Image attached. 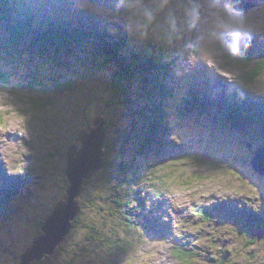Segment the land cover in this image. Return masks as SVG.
Here are the masks:
<instances>
[{
    "label": "rangeland",
    "instance_id": "obj_1",
    "mask_svg": "<svg viewBox=\"0 0 264 264\" xmlns=\"http://www.w3.org/2000/svg\"><path fill=\"white\" fill-rule=\"evenodd\" d=\"M3 1L10 14L0 23V87L32 118L25 141L31 155L21 171L10 175L0 161V264H21L20 256L42 235L44 218L69 185L66 147L95 115L107 122L109 166L91 176L79 198L83 214L54 256L29 264H122L135 248L142 264H264V152L256 157L264 146V97L246 87L256 78L242 80L257 70V77L264 74V38L254 36L230 72L220 75L184 65L175 51L130 40L122 23L106 15L115 0ZM252 4L245 0L244 6ZM14 26L30 32L18 49L8 50ZM77 30L83 40L66 42L61 51L39 40L48 31ZM122 42L107 65L104 51ZM153 60L156 67H150ZM118 65L134 73L113 100L107 84ZM232 72L237 80L230 83ZM53 81L74 88L57 92ZM38 98L51 105L32 110L29 102ZM187 160L204 183L193 186L189 206L173 209L162 192L168 183L189 184L181 171ZM108 181L117 190L113 196L104 189ZM161 241L170 247L152 246Z\"/></svg>",
    "mask_w": 264,
    "mask_h": 264
},
{
    "label": "clouds",
    "instance_id": "obj_2",
    "mask_svg": "<svg viewBox=\"0 0 264 264\" xmlns=\"http://www.w3.org/2000/svg\"><path fill=\"white\" fill-rule=\"evenodd\" d=\"M244 5L245 0H115L106 15H111L114 23H122L136 44L150 42L162 50L175 51L188 67L199 64L224 75L230 72L229 65L247 52L254 36L264 38V0H253L247 9ZM228 80H237V74L232 72ZM246 87L264 97V74ZM31 118L16 97L0 87V161L9 165L10 175L19 173L24 158L31 155L25 143ZM11 136L16 139H9ZM182 163L187 165L181 171L191 177L189 184L168 183L162 192L173 209L189 206L196 194L193 186L204 183L194 175L200 170L190 160ZM144 243L150 242L145 239ZM152 246L163 251L170 243L161 241ZM122 264H142L141 249L129 252Z\"/></svg>",
    "mask_w": 264,
    "mask_h": 264
},
{
    "label": "water",
    "instance_id": "obj_3",
    "mask_svg": "<svg viewBox=\"0 0 264 264\" xmlns=\"http://www.w3.org/2000/svg\"><path fill=\"white\" fill-rule=\"evenodd\" d=\"M90 123L91 126L88 128L80 129L75 139L79 148L76 145L66 147L65 176L69 185L62 198L53 204V208L44 218L40 227L42 235H39L32 246L20 256L21 264L41 261L43 257L41 255L44 254L48 256L55 254L58 245L70 234L72 223L80 214L81 209L77 200L90 184L92 174L104 169L105 119L103 116L95 115ZM262 152L264 146L257 151L256 157L260 159ZM260 174H264V170L260 171Z\"/></svg>",
    "mask_w": 264,
    "mask_h": 264
},
{
    "label": "trees",
    "instance_id": "obj_4",
    "mask_svg": "<svg viewBox=\"0 0 264 264\" xmlns=\"http://www.w3.org/2000/svg\"><path fill=\"white\" fill-rule=\"evenodd\" d=\"M6 9H7V6L5 4V1L0 0V23L2 21L6 20L7 16L10 14L7 12ZM9 32H10V38H9L10 43L8 44L6 49H8V50L9 49H18L21 45L22 36L28 35L27 33L30 32V28L28 29L27 27L21 28L18 26H14L11 30H9ZM83 37H84L83 32L78 31V30L75 32L67 33V34H58V33L53 32V31H51V32L48 31L47 33H44V35L39 40L41 42H43L44 44H46L48 47H50L54 50L57 49L58 51L60 49V51H61L65 48L66 42H69L71 44H76V43H79L80 41H82ZM122 44L120 45V47H119V45L110 46V48L108 50L104 51L103 60L106 62L107 65H109V63H114L118 53L121 52L122 48L124 47V42H122ZM64 52H67V51H64ZM151 62L152 63L150 64V67H153L155 61L153 60ZM102 64L104 65V62H102ZM92 65L98 66L99 68L102 67L101 64L96 63V61L93 62ZM92 65H90V66H92ZM118 66H117V68L118 69L120 68L119 71L118 72L116 70L113 71V77H112L110 83L107 84L108 85V92L107 93L109 94L110 90H112V89H113L112 92H115L113 100H118L119 99L118 95L120 93H121V95L124 94V93H122V89H123L122 84H128L129 81L132 79L133 73H134L133 68L129 72L122 65H118ZM154 67H156V66H154ZM257 71H254V74H250L248 77H245L242 80H245L247 82H251V80L255 79L257 77V75H259V71L258 72ZM117 74H118V76H117ZM116 77H118L117 81H116ZM53 85H54L53 87L57 88V92H60L63 90L69 92L74 88L73 82L66 83L61 89L59 88L58 83L56 81H53ZM29 104L31 105L32 110H35L37 112H42L47 106L51 105V103H46V101L43 98L34 99L31 102H29ZM230 106H232V105H230ZM230 108H231L230 110L232 111V107H230ZM227 113H228V115H227ZM229 113H230V111H228V112L225 111V115L228 117H229ZM235 121H237V120H235ZM78 133H77V135H78ZM258 133H260V131ZM259 137L261 138L262 136L259 135ZM108 166H109V161L107 160V156H106L104 159V171L107 169ZM104 171H102V173ZM94 174L95 173H93L92 175H94ZM107 183H108V185H107ZM107 183H105L104 189H109V191H110L109 195L113 196L117 192L116 188H114V182L108 181ZM90 186L88 187V191H89ZM77 201L79 202V199ZM112 203L117 205L116 200ZM95 206H96V204H95ZM121 206H122V204H118V207H121ZM79 207H80V204H79ZM80 213L83 214L81 211H80ZM78 219H77V222H78ZM43 222H44V220H43ZM93 233H95V232H93ZM97 234L98 233L96 232V234H94V235H97ZM89 238L90 239H88V241L100 240L98 237H96V238L89 237ZM52 256H54V255H50V256L45 255L42 259H44L46 257L49 258ZM178 260H180V259H178Z\"/></svg>",
    "mask_w": 264,
    "mask_h": 264
},
{
    "label": "bare ground",
    "instance_id": "obj_5",
    "mask_svg": "<svg viewBox=\"0 0 264 264\" xmlns=\"http://www.w3.org/2000/svg\"><path fill=\"white\" fill-rule=\"evenodd\" d=\"M122 45H123V44H122ZM119 47H120V46H119ZM122 49H123V48H122ZM65 51H67V50H65ZM126 67H127V66H126ZM117 69H118V68H117ZM119 69H120V68H119ZM119 69H118V71H119ZM118 71H117V72H118ZM206 87H207V88H209V85H207ZM224 87H226V86H224ZM213 89H214V88H213ZM248 99H249V101H250L251 103H253V106L255 105V107H256V106H258V105H259V103H258V102H259V100H258V99H256V100L258 101V102H256V103H254V102L252 101V98L250 99V96L248 97ZM254 100H255V98H254ZM234 104H235V102H234V103H232V104H230V105H232V106H233V107H232V110L234 109ZM236 104H238V103L236 102ZM238 105H239V104H238ZM230 111H231V110H230ZM227 112H228V111H227ZM229 114H230V113H229ZM227 115H228V113H227ZM227 117H228V116H227ZM228 120H229V119H228ZM237 121H239L238 123L245 124V122L243 123V122H242V120H240V119H238ZM240 121H241V122H240ZM251 128H253V127H251ZM251 128H250V129H251ZM256 129H258V128H256ZM258 130H259V129H258ZM258 132H259V131H257V133H258ZM258 135H259V133H258ZM257 138H259V139H260V137H257ZM67 186H68V185H67ZM50 229H53V228H50ZM50 233H51V232H50ZM53 233H54V232H53ZM41 256H43V257H44V256H45V254H44V255H41ZM43 257H42V258H43Z\"/></svg>",
    "mask_w": 264,
    "mask_h": 264
},
{
    "label": "flooded vegetation",
    "instance_id": "obj_6",
    "mask_svg": "<svg viewBox=\"0 0 264 264\" xmlns=\"http://www.w3.org/2000/svg\"><path fill=\"white\" fill-rule=\"evenodd\" d=\"M84 112V111H83ZM94 117V116H93ZM104 119H105V117H104ZM92 120V119H91ZM87 121V120H86ZM105 121H106V119H105ZM91 122V121H90ZM89 122V123H90ZM88 122H86L85 123V125H88L89 124ZM105 128H106V135H105V141H104V154H105V157H106V150H105V148H106V142H107V122H106V126H105ZM75 139L76 138H74V140H73V143H72V145H76L78 148H79V144L78 143H76L75 142ZM105 157H104V159H105Z\"/></svg>",
    "mask_w": 264,
    "mask_h": 264
}]
</instances>
